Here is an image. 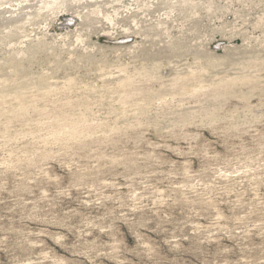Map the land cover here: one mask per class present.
<instances>
[{"label": "rangeland", "instance_id": "rangeland-1", "mask_svg": "<svg viewBox=\"0 0 264 264\" xmlns=\"http://www.w3.org/2000/svg\"><path fill=\"white\" fill-rule=\"evenodd\" d=\"M0 2V264H264V0Z\"/></svg>", "mask_w": 264, "mask_h": 264}, {"label": "bare ground", "instance_id": "bare-ground-1", "mask_svg": "<svg viewBox=\"0 0 264 264\" xmlns=\"http://www.w3.org/2000/svg\"><path fill=\"white\" fill-rule=\"evenodd\" d=\"M4 0H0V2H2ZM70 2V0H44L42 1V5L40 6L41 9H46L49 8L50 6L52 7L53 5H59V4H66L68 5V3Z\"/></svg>", "mask_w": 264, "mask_h": 264}]
</instances>
